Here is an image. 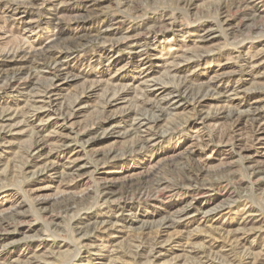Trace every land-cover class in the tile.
I'll return each instance as SVG.
<instances>
[{"label":"rangeland","instance_id":"rangeland-1","mask_svg":"<svg viewBox=\"0 0 264 264\" xmlns=\"http://www.w3.org/2000/svg\"><path fill=\"white\" fill-rule=\"evenodd\" d=\"M0 264H264V0H0Z\"/></svg>","mask_w":264,"mask_h":264},{"label":"bare ground","instance_id":"bare-ground-1","mask_svg":"<svg viewBox=\"0 0 264 264\" xmlns=\"http://www.w3.org/2000/svg\"><path fill=\"white\" fill-rule=\"evenodd\" d=\"M247 1H249V0H247ZM251 1V0H250ZM252 2H253V0H252ZM244 3H245V1H244ZM247 4V3H246ZM241 5V4H240ZM241 7H242V5H241ZM48 61V60H47ZM52 87V86H51Z\"/></svg>","mask_w":264,"mask_h":264}]
</instances>
